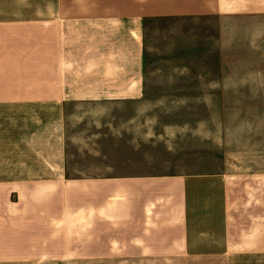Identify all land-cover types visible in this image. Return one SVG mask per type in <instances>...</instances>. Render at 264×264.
I'll list each match as a JSON object with an SVG mask.
<instances>
[{
    "label": "crops",
    "instance_id": "obj_1",
    "mask_svg": "<svg viewBox=\"0 0 264 264\" xmlns=\"http://www.w3.org/2000/svg\"><path fill=\"white\" fill-rule=\"evenodd\" d=\"M262 13L261 0H0V264H264L261 151L241 154L243 165L228 155L220 171L169 177L160 189L154 177L78 176L71 164L82 117L113 119L114 108L151 100L147 22L213 21L220 50L227 16L243 34ZM263 56L235 72L221 55L219 72L183 79L203 97L264 94ZM103 126L92 136H106ZM131 181L135 218L122 227L130 233L88 244L99 251L83 257L78 242L63 243L64 214L78 210L74 187L90 209L96 195L125 200Z\"/></svg>",
    "mask_w": 264,
    "mask_h": 264
},
{
    "label": "rangeland",
    "instance_id": "obj_2",
    "mask_svg": "<svg viewBox=\"0 0 264 264\" xmlns=\"http://www.w3.org/2000/svg\"><path fill=\"white\" fill-rule=\"evenodd\" d=\"M233 19L232 15L227 16L225 43L220 44V50L218 25L213 21L147 22L146 68L152 89L151 100L140 106L114 108L120 114L113 119L112 115L82 117L78 122L80 126L75 129L80 130V137L74 136L71 152L75 174L125 178L150 176L156 178V188L160 189L165 183H173L169 182V177L220 171L225 167L228 155L231 164L243 165L250 159H243L241 154L255 151L264 154V94L247 92L203 97L201 95L207 91L196 89L193 80L183 79L219 72L221 55L228 58L227 66L235 72L258 67L252 56L264 55V13L256 15L253 29L243 34L236 33ZM102 122L106 136L96 139L92 133ZM113 128L119 133L111 136L109 132ZM82 130H88V135L82 137ZM256 159L264 162V156ZM74 189L78 210L69 209L72 216L64 214L65 245L78 242L83 257L89 251H99L89 250L88 244L115 241L122 234L131 232H125L122 227L129 228L135 218L132 181L125 182V200L119 198L118 203L117 198L105 199L103 202L109 204L100 209L101 195L93 196L90 209H86L83 187ZM24 264L107 263L70 259Z\"/></svg>",
    "mask_w": 264,
    "mask_h": 264
}]
</instances>
